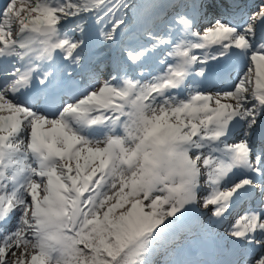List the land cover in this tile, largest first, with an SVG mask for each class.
<instances>
[{
  "label": "snow or ice",
  "instance_id": "6c2138e0",
  "mask_svg": "<svg viewBox=\"0 0 264 264\" xmlns=\"http://www.w3.org/2000/svg\"><path fill=\"white\" fill-rule=\"evenodd\" d=\"M0 264H264V0H2Z\"/></svg>",
  "mask_w": 264,
  "mask_h": 264
}]
</instances>
